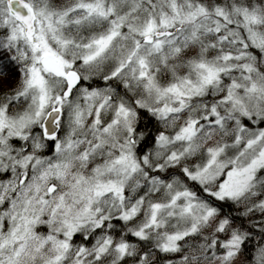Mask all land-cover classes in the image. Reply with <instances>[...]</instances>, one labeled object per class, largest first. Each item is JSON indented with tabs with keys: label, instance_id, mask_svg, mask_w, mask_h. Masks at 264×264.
<instances>
[{
	"label": "snow or ice",
	"instance_id": "snow-or-ice-1",
	"mask_svg": "<svg viewBox=\"0 0 264 264\" xmlns=\"http://www.w3.org/2000/svg\"><path fill=\"white\" fill-rule=\"evenodd\" d=\"M99 22L107 24L105 30L90 31ZM125 24L129 32L138 33L158 50L165 41L154 39V35L168 37L167 43L173 46L175 53L182 47L195 51V46H200V54L191 64L198 71L201 87L222 85L219 95L228 114L226 117L214 104L212 115L207 118L220 127H224L226 118L234 120L236 143H241V133L245 129L251 131L252 119L264 117V0H185L184 3L168 0L166 10L162 6L158 16L146 17L140 26L131 23L128 14L120 15L115 3L109 0H70L69 3L0 0V264H68L69 259L72 264H85L93 236L108 224L109 218L103 215L94 221L82 216L73 218L71 206L63 194L54 201L50 196L57 191L55 179L67 175L71 167V160L64 158V153L78 152L83 144L76 135V128L83 123L85 111L89 118L95 115L96 123L101 119L99 109L87 103L100 95L101 90L91 85L81 87L89 78V68L85 67L82 75L78 66L90 67L114 41L127 38L122 31ZM84 32L90 34L84 36ZM135 44L140 47L139 40ZM139 63L145 65L142 57ZM122 67L121 63L112 76ZM140 75L146 73L142 71ZM104 78L109 79L108 76ZM77 90L82 102L71 101ZM66 100L71 101V112H66ZM66 114L71 117L70 130L65 128ZM260 122L264 123V119ZM196 124L195 120L189 121L176 139L193 132ZM157 132L159 135L152 137L153 140L167 139L159 129ZM261 140H264V128L257 129L242 146L249 147ZM89 147L95 150L98 145L90 143ZM53 148L56 154L48 155ZM223 150V146L210 148L212 160ZM76 158L87 160L89 152H79ZM124 158L121 155L117 160ZM169 158L176 159L177 154L173 152ZM160 167L157 165L158 169ZM229 167L228 179L221 176L223 183H219V191L210 193L213 197L237 196L240 189L234 178L238 173L251 174L256 168L264 171V148L242 168ZM184 173L201 182L209 178L207 167L196 171L185 168ZM148 175L153 181L163 183L160 175ZM105 192L121 193L119 199L123 202L126 189L113 182L97 187L95 194L99 196ZM191 196L187 189L176 191L167 205L154 203L151 207L154 210L180 207L184 214L192 213L195 205L204 207L208 215L215 212L214 208L189 199ZM181 200L187 202L178 204ZM92 211L89 203L85 212ZM94 211L99 213L100 209ZM136 213L135 205L126 206L120 219L135 223L142 215ZM89 223L95 227V232L84 239L81 229H86ZM226 223L220 224L223 242L212 243L223 253L227 264L237 251L246 248L252 236L238 229L225 234ZM154 227H160L157 211L127 236L122 237L118 229L109 226V233L114 232L115 238L104 234L92 246L91 254L96 264H103L104 254L109 249L118 254L119 264H128L129 260L138 264H160L165 259L172 264V258L181 256L180 245L198 225L193 223L185 231H169L150 248L153 242L149 239V230ZM244 227L241 223L240 228ZM77 236H80L79 242ZM260 237L264 240V232ZM130 246L132 255L129 254ZM258 256L264 257V248L258 250Z\"/></svg>",
	"mask_w": 264,
	"mask_h": 264
},
{
	"label": "clouds",
	"instance_id": "clouds-1",
	"mask_svg": "<svg viewBox=\"0 0 264 264\" xmlns=\"http://www.w3.org/2000/svg\"><path fill=\"white\" fill-rule=\"evenodd\" d=\"M61 2L69 3L70 0ZM109 2L115 3L120 15L128 14L130 22L137 26L142 25L148 16H158L161 7L166 10L168 4V0ZM179 2L184 3L185 0ZM106 27L107 24L99 22L90 31L103 32ZM122 31L127 34V38L121 37L114 41L90 67L78 66L82 75L83 69L89 68V78L81 87L91 85L92 88L101 90L100 95L87 102L99 109L101 119L96 123L95 115L89 118L87 110L85 111L83 123L76 128V135L83 144L78 152L64 153V158L71 160V167L68 168L67 175L55 179L57 191L50 196V200L54 201L63 194L66 203L71 206L70 216L73 218L82 216L85 220L93 221L101 215L109 218L108 224L103 225L102 232L93 236L85 264H96L91 250L97 239H102L104 234H111L115 238L114 232L109 233V226L118 229L122 237L127 236L141 222L146 221L153 211L158 213L160 227L149 230V239L153 242L150 248L159 243L169 231H185L193 223L198 225L197 230L180 245L181 256L172 258V264H226L222 258L223 253L217 251L212 243L223 242L220 224L224 221H227L225 234L238 229L252 236L246 248L237 251L227 264H264V257L258 256V250L264 248V240L260 237V233L264 232V171L256 168L251 174L238 173L234 179L240 191L235 197L218 199L210 194L219 191L218 185L223 183L221 176L224 180L228 179L227 171H231L229 165L242 168L264 148V140L249 147L242 146L257 129L264 128V123L260 122L264 117L257 116L252 119L251 131L245 129L241 133V143H236L234 136L237 126L234 120L226 118L224 127H220L207 118L212 115L214 104L226 117L228 114L225 111L227 106L222 103L219 95L222 85L201 87L198 71L191 64L200 54L199 45L195 46V51L182 47L179 53H175L172 51L173 46L167 43L168 37L154 35V39L165 41L158 50L138 33L129 32L127 24ZM172 31L175 32L176 29ZM89 34L90 32L82 33L84 36ZM137 40L140 41L139 48L135 44ZM141 57L145 61L144 66L139 63ZM121 63V70L112 76V72ZM142 71L146 75L141 76ZM105 76L109 79L106 80ZM80 95L77 90L71 101L82 102L78 99ZM71 101H65L66 112L72 110ZM191 120L197 121L194 131L184 133L180 139H176L177 133H181ZM71 126V117L66 114L65 128L70 130ZM157 129L167 139L153 140L152 137L159 135ZM90 143L98 147L93 150L89 147ZM221 146L224 150L212 160L209 149ZM84 150L89 152V158L77 159L79 152ZM173 152L177 154L176 159L169 158ZM55 154V148L48 153ZM121 155L125 158L117 160ZM157 165L161 167L158 169ZM205 167L209 178L203 182L184 173L185 168L196 171ZM148 173L160 175L163 183L153 181ZM113 182L117 187L126 189L123 202L119 199L121 193L118 192H105L99 196L95 194L97 187ZM185 189L192 193L189 199L202 202L214 208L215 212L208 215L204 207L195 205L192 213L184 214H181L180 207H162L159 210L151 207L154 203L167 205L172 194ZM40 191L44 193V187ZM186 202L181 200L178 204ZM89 203L92 204L93 211L86 213ZM132 205L137 208L136 215L142 213L141 219L135 223L120 219L124 208ZM96 208L100 209L99 213L94 211ZM171 212L175 214L169 215ZM233 218H236L235 222ZM117 220L120 222L117 223ZM241 223L246 227L241 229ZM249 228L255 231L249 232ZM81 232L83 238L88 239L95 232V227L89 223ZM76 239L79 242L80 236ZM138 248L137 245V250ZM241 251L243 255H240ZM129 254H134L131 246ZM117 255L114 249H109L104 254L103 264H119ZM184 257H188V260H184ZM152 258L155 259L154 253ZM68 264H72L71 259ZM128 264L138 262L129 260ZM160 264H168V260H162Z\"/></svg>",
	"mask_w": 264,
	"mask_h": 264
}]
</instances>
